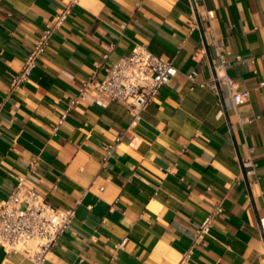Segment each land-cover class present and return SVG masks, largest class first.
<instances>
[{"label":"crops","instance_id":"0c3cea01","mask_svg":"<svg viewBox=\"0 0 264 264\" xmlns=\"http://www.w3.org/2000/svg\"><path fill=\"white\" fill-rule=\"evenodd\" d=\"M72 1L0 0V209L25 177L76 210L44 264H264V0ZM205 40L214 66L224 51L245 104L209 86ZM137 46L175 67L137 126L120 103L71 105ZM0 264L33 263L0 245Z\"/></svg>","mask_w":264,"mask_h":264},{"label":"built area","instance_id":"2783aa9c","mask_svg":"<svg viewBox=\"0 0 264 264\" xmlns=\"http://www.w3.org/2000/svg\"><path fill=\"white\" fill-rule=\"evenodd\" d=\"M75 3L73 0L71 5ZM69 11L68 8L58 15L54 25L46 26L39 42L26 58L20 76L13 80V88L28 79L36 66L37 58L46 52L55 30L66 20ZM217 55V78L209 86L218 91L219 83L221 90L225 88L232 96L234 105L239 107L249 100L250 93L239 91L237 82L227 75L229 64L221 48L217 49ZM174 74L173 62L155 56L145 46H137L131 55L121 58L108 68L102 81H87L71 105L77 106L89 100L104 107L110 103L123 104L133 114L131 127H135L142 120V113L156 100ZM195 77V73L188 76L190 81L198 84ZM261 87H264V83ZM117 147L118 145L112 147V150ZM75 216V209L64 210L51 206L46 198L26 185L25 177H20L14 192L0 209V245L9 253L24 255L33 264H44L46 255L65 233L73 229ZM214 216H208L202 223L197 232V242H201L209 234ZM261 226L264 230V219Z\"/></svg>","mask_w":264,"mask_h":264},{"label":"water","instance_id":"95a60500","mask_svg":"<svg viewBox=\"0 0 264 264\" xmlns=\"http://www.w3.org/2000/svg\"><path fill=\"white\" fill-rule=\"evenodd\" d=\"M199 21H200V19H199ZM205 47H206V51H207L208 57H209V59H210V63H211L212 70H213V72H214V78L216 79V78H217V73H216V70H215L214 63H213V61H212V59H211L210 50H209V47H208V45H207L206 40H205ZM217 89H218V92H219V95H220L221 99H223V94H222L221 86H220L219 83H217ZM223 105H224V103H223ZM224 107H225V105H224ZM225 114H226V116L228 117V112H227L226 107H225ZM245 174H246V173H245Z\"/></svg>","mask_w":264,"mask_h":264}]
</instances>
